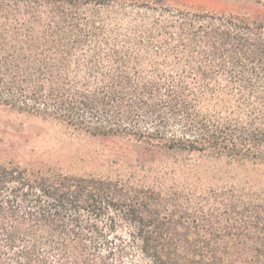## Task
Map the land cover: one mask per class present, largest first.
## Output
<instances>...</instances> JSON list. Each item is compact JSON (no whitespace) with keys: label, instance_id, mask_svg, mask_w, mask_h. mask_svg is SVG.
Returning a JSON list of instances; mask_svg holds the SVG:
<instances>
[{"label":"trees","instance_id":"obj_1","mask_svg":"<svg viewBox=\"0 0 264 264\" xmlns=\"http://www.w3.org/2000/svg\"><path fill=\"white\" fill-rule=\"evenodd\" d=\"M0 106L264 166V0H0ZM186 170L0 162V264H264V202Z\"/></svg>","mask_w":264,"mask_h":264},{"label":"rangeland","instance_id":"obj_2","mask_svg":"<svg viewBox=\"0 0 264 264\" xmlns=\"http://www.w3.org/2000/svg\"><path fill=\"white\" fill-rule=\"evenodd\" d=\"M191 4L207 0H177ZM167 160L182 161L190 170L177 181H198L201 188H234L264 202V166L201 155H174L153 150L128 137H94L53 119L0 106V162L29 170L111 178L164 177ZM191 171V172H190Z\"/></svg>","mask_w":264,"mask_h":264}]
</instances>
